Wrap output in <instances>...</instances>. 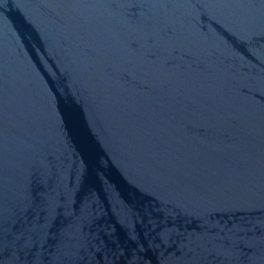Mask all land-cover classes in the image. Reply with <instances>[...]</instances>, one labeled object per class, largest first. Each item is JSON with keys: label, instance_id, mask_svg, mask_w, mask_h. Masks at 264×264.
<instances>
[{"label": "water", "instance_id": "obj_1", "mask_svg": "<svg viewBox=\"0 0 264 264\" xmlns=\"http://www.w3.org/2000/svg\"><path fill=\"white\" fill-rule=\"evenodd\" d=\"M0 264H264V0H0Z\"/></svg>", "mask_w": 264, "mask_h": 264}]
</instances>
